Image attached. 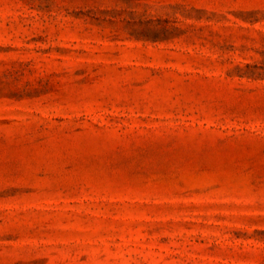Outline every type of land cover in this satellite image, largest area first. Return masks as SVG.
<instances>
[{
    "label": "rangeland",
    "instance_id": "374dc122",
    "mask_svg": "<svg viewBox=\"0 0 264 264\" xmlns=\"http://www.w3.org/2000/svg\"><path fill=\"white\" fill-rule=\"evenodd\" d=\"M0 264H264V0H0Z\"/></svg>",
    "mask_w": 264,
    "mask_h": 264
}]
</instances>
